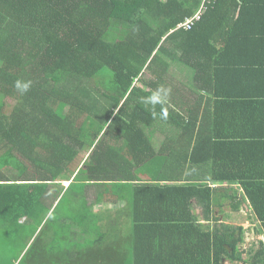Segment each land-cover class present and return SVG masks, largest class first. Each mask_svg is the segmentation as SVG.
Returning <instances> with one entry per match:
<instances>
[{"label":"trees","instance_id":"obj_1","mask_svg":"<svg viewBox=\"0 0 264 264\" xmlns=\"http://www.w3.org/2000/svg\"><path fill=\"white\" fill-rule=\"evenodd\" d=\"M204 1L0 0V264H97L94 241L72 245L65 215L68 205L84 217L75 224L87 223L90 187L99 205L107 196L127 202L138 231L144 221L189 220L143 217L146 191L157 210L190 207L194 198L211 208L209 188L160 185L175 171L159 172L156 187L140 185L137 172L179 157L155 147L158 130H226L213 137L218 145L189 137L185 163L211 162L218 180L241 182L248 202L234 195L233 210L251 209L264 237V177L236 159L248 152L249 130H264V0ZM200 9L193 29H177ZM166 59L193 71L197 89L173 85ZM206 94L217 108L212 122L200 120ZM246 233L219 225L201 256L264 264V241L245 248Z\"/></svg>","mask_w":264,"mask_h":264},{"label":"crops","instance_id":"obj_2","mask_svg":"<svg viewBox=\"0 0 264 264\" xmlns=\"http://www.w3.org/2000/svg\"><path fill=\"white\" fill-rule=\"evenodd\" d=\"M186 31V30H185ZM176 64H180L177 63ZM181 65V64H180ZM182 68L189 70L184 65ZM191 74V75H190ZM190 76L194 72L190 71ZM191 81L192 85L190 88L177 85L178 88L183 90L197 89V85L194 80ZM184 83V82H183ZM177 84V83H176ZM175 83L173 85L176 86ZM210 88V87H209ZM203 96L204 93H201ZM207 99L204 101L201 99V106L203 107L201 112V118L204 120L206 117L207 122H212L213 116H216L217 108L211 104L212 96L209 94L205 95ZM210 110V114L206 115V111ZM217 125V122H215ZM198 134L195 135L192 131L182 130H158L151 132L153 137V144L156 148L165 145L171 156L178 155V158H173L170 163L166 164V168H163L161 164L150 166V169L139 171L136 173L137 177L141 181V184L156 187L158 183L155 178L159 176L161 171H175L176 174H167L165 177L167 181L165 184L160 185H171V186H204L211 189V192L206 194L208 197L211 195L212 206L209 209L205 207V200L201 198H194L192 206L184 207L183 209L173 211L170 209L154 208L156 200H152V194L150 191L143 192L145 208L142 211V216L145 218L153 219L156 218H188L186 222L173 220V221H144L141 231L134 230L133 220L131 219L130 210L126 209V203L120 204L110 203L109 196H107L106 204H97V198L99 191L96 188L90 187L87 195H85V201H88L91 206V215L87 223L84 226L75 224V220L84 218L83 215L77 212L78 210L67 209L65 215L71 218V241L72 245L81 246L85 242L90 246L93 241L96 247L92 248L94 254V262L97 264H109L111 261L125 263L129 261L132 264H208V261H204L203 251L209 249L211 240L215 235L219 225L231 224L241 225L246 229V246L252 245L254 241H250V237L256 235L254 225L251 218L254 217L251 209L246 206H240L238 210H233L232 197L239 195V199L245 198L247 200L241 182H229L220 181L213 175V164L207 163L204 165L199 164L190 169L186 165V155L190 147L189 137H199V141L204 142V139H210V145L221 143V140H213V137L223 136L226 133L225 129L219 130L214 129L213 126H206ZM248 139L243 141L245 152L240 153L238 156V163L242 166L249 167V169H255L260 171L259 176L264 177V152L261 150L264 148V130L253 129L249 130L247 135ZM197 140H195L196 142ZM221 145V144H220ZM243 148V147H242ZM206 160V157L202 155V160ZM189 172H191L189 174ZM183 175L182 180H173L175 177ZM64 183L63 187L65 191L68 190L72 184ZM192 189V188H191ZM193 191H182L175 193L179 199L182 196L193 194ZM171 191L164 189V197L169 196ZM72 196V195H71ZM74 197V195H73ZM182 200V199H181ZM204 201V202H203ZM248 202V200H247ZM246 202V203H247ZM57 206V204L55 205ZM149 206L150 208H146ZM248 206V205H247ZM179 209V208H178ZM89 211V210H88ZM234 217L242 218L241 223L233 221ZM84 220V219H83ZM181 220V219H180ZM220 220V221H219ZM141 222H138V225ZM245 223L247 225H245ZM145 227H152L151 235L146 237ZM251 233V234H250ZM85 235V236H83ZM211 235V237H210ZM248 235H251L248 237ZM93 237V240H92ZM261 237V236H260ZM91 240V241H90ZM213 242V241H212ZM251 243V244H250ZM202 251V252H201ZM101 255V256H100ZM225 264H231L226 262ZM237 264V263H236Z\"/></svg>","mask_w":264,"mask_h":264},{"label":"rangeland","instance_id":"obj_3","mask_svg":"<svg viewBox=\"0 0 264 264\" xmlns=\"http://www.w3.org/2000/svg\"><path fill=\"white\" fill-rule=\"evenodd\" d=\"M167 63L169 64V68H168V77L172 80L173 83H177L176 84V87H178L177 85H182L183 87H188L190 88L192 83L191 81L189 80H192L193 79V75L190 76V70H187L185 68H182V66L180 64H173L171 63L170 60L166 59ZM190 74V75H189ZM184 82V83H183ZM13 175H18V172H11ZM233 221H237L239 223H241L243 221L242 218H237V217H234V219H232ZM245 225H247L245 223ZM251 234V233H250ZM251 235H248V237H250ZM92 240H93V237H92ZM264 241V237H259V236H251L250 237V241ZM252 242V243H254ZM7 247L8 244L7 242L5 243ZM251 244V243H250ZM2 247V246H1ZM3 248V247H2ZM2 255V252H0V256Z\"/></svg>","mask_w":264,"mask_h":264},{"label":"built area","instance_id":"obj_4","mask_svg":"<svg viewBox=\"0 0 264 264\" xmlns=\"http://www.w3.org/2000/svg\"><path fill=\"white\" fill-rule=\"evenodd\" d=\"M207 1V0H205ZM204 1V2H205ZM201 16H202V11L200 9V11L196 14V16L192 19H187L185 22L181 23L177 29H184L186 31H189L191 29H193V27L195 26V23L197 21L201 20Z\"/></svg>","mask_w":264,"mask_h":264}]
</instances>
